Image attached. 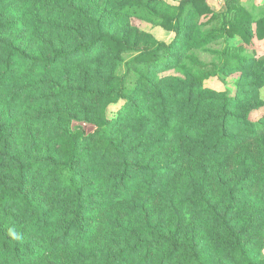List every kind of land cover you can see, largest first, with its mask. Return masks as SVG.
Segmentation results:
<instances>
[{
	"label": "trees",
	"instance_id": "1",
	"mask_svg": "<svg viewBox=\"0 0 264 264\" xmlns=\"http://www.w3.org/2000/svg\"><path fill=\"white\" fill-rule=\"evenodd\" d=\"M226 3L0 0V264H264V60L196 54L251 43Z\"/></svg>",
	"mask_w": 264,
	"mask_h": 264
},
{
	"label": "rangeland",
	"instance_id": "2",
	"mask_svg": "<svg viewBox=\"0 0 264 264\" xmlns=\"http://www.w3.org/2000/svg\"><path fill=\"white\" fill-rule=\"evenodd\" d=\"M172 5H179L182 0H166ZM211 7L217 13H224L228 10V4L226 3L227 0H207ZM240 6L246 9L247 16H250V20H252V28L254 30L253 36L251 38L250 44H245V42L240 37H236L235 39L225 38L218 42L212 43L207 46L205 49L198 50L196 54H198L199 59L207 62V63H217L218 64V57L217 52L224 51L229 46H245L249 53L256 52L257 58L259 60H264V39H260L257 34V21L264 17V0H240ZM132 25L139 29L142 32L151 34L157 40L170 44L174 38L175 33L169 31L164 26H155L153 24L146 23L138 18L132 19ZM238 74L232 76H225L223 74L218 75V77L212 79L208 82V86L213 87L217 90H226V89H233V84L238 79ZM262 96L264 98V89L262 90ZM264 110H259L253 113L252 118L254 120L260 118ZM77 124L73 123L71 125L72 129L76 128ZM87 133H91L95 130V127L86 126ZM262 256L264 258V249L262 250Z\"/></svg>",
	"mask_w": 264,
	"mask_h": 264
}]
</instances>
